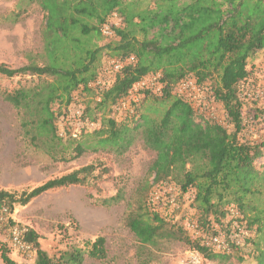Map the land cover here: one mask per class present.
<instances>
[{"label": "trees", "instance_id": "1", "mask_svg": "<svg viewBox=\"0 0 264 264\" xmlns=\"http://www.w3.org/2000/svg\"><path fill=\"white\" fill-rule=\"evenodd\" d=\"M35 4L44 13L42 63L30 60L11 68L0 63L6 78L28 76L1 98L17 112L25 142L54 161H70L86 151L100 149L122 155L140 139L155 156L148 167L151 184L171 182L179 203L193 191L192 207L202 232L228 231L233 223L228 208L239 213L237 220L250 232L233 252L246 250L256 264H264V135L258 140L238 136L241 126L240 87L249 59L264 51V0H21L20 15ZM116 13L121 24L112 27L113 40L99 45L101 27ZM103 51L109 58L134 61L115 74L108 88L98 91L99 100L88 103L81 118L96 120L101 127L77 137L59 136L57 120L67 114L75 94H93L88 83L96 79ZM148 74H158L160 93H146L132 115L121 121L105 117L110 105L124 99L133 84ZM193 79L208 85L212 100L222 106L224 121L206 115L174 91L177 83ZM56 106V107H55ZM149 110L157 112L151 117ZM232 130L229 131V127ZM109 168L89 163L52 177L18 195L0 191V202L26 205L41 194L72 185L93 184ZM94 181L90 182V181ZM145 181L136 201L127 202L124 225L134 234L139 248L159 242H182L205 256L209 249L202 237L191 239L173 216L151 207ZM124 200L119 188L100 200L109 207ZM168 207L165 202L164 210ZM34 264H83L85 259L104 260L105 238L97 236L82 246L69 244L49 254L40 247L38 235L28 229ZM145 251V252H144ZM147 255V256H148ZM139 264H147L148 257ZM4 264H23L1 251Z\"/></svg>", "mask_w": 264, "mask_h": 264}, {"label": "rangeland", "instance_id": "2", "mask_svg": "<svg viewBox=\"0 0 264 264\" xmlns=\"http://www.w3.org/2000/svg\"><path fill=\"white\" fill-rule=\"evenodd\" d=\"M21 0H0V63L11 68L26 65L30 60L42 63L40 54L43 50L44 13L35 4L27 6L25 12L19 13L18 4ZM113 40L111 36L102 35L99 45ZM103 51L96 70V79L90 83L93 94L80 90L75 94L67 113L74 110V105L85 109L88 103L93 106L98 98L99 88H108L115 77L111 70L109 58ZM248 75L240 87L241 126L238 136L243 139H256L264 135V51L252 56L247 65ZM158 74L144 76L147 88L138 89L131 97H138L139 105L146 93L157 94L159 86ZM28 76L6 78L0 75V91L11 90L23 83ZM196 86V85H195ZM199 88V89H198ZM177 91V86L174 88ZM187 95H192L190 103L202 106L206 115L223 122L225 115L222 106L212 100L208 85L193 90L191 86ZM94 99V100H92ZM129 99V98H128ZM120 102V101H119ZM56 107V106H55ZM73 112V111H72ZM151 117L157 112L149 110ZM96 120L88 122L84 130L91 135L101 125V111ZM127 112L116 105H110L105 111V117H114L116 121L125 119ZM57 126H58V122ZM63 125V123H62ZM79 123L71 118L67 127L71 131L78 130ZM80 128V127H79ZM232 130V126L229 127ZM82 132V131H81ZM84 133V132H83ZM67 137V136H66ZM155 154L146 149L141 140L137 139L128 151L116 155L111 151L100 149L96 152L86 151L80 157L70 161H54L48 155L27 144L22 138L19 127V117L16 110L0 96V191L18 195L22 191L41 184L49 178L70 172L89 163L101 164L109 168V172L93 184L72 185L45 192L32 199L26 205L14 204L16 221L33 230L38 235L40 247L49 254L57 249H63L69 244L82 246L84 241L93 240L97 236L105 238L107 256L104 260L85 259L83 264H139L149 251L139 248V242L134 234L124 225L123 218L127 212V202L137 199L139 188L152 176L147 171ZM93 182L94 181H90ZM119 188L124 191V200L105 207L100 200L113 195ZM175 186L171 183L151 184L147 192L151 207L164 215L173 216V221L182 225L184 219H196L198 213L192 207L193 191L182 195L176 208L168 206L164 210L168 195L176 197ZM161 197V200H160ZM230 218L229 215L226 216ZM190 249L182 242H164L150 246V261L147 264H183L186 253ZM6 251L8 256L18 263L34 264V257L24 258L13 251L0 237V253ZM210 264H256L252 255L246 250L233 252L209 251L205 256ZM0 264H4L0 258Z\"/></svg>", "mask_w": 264, "mask_h": 264}, {"label": "built area", "instance_id": "3", "mask_svg": "<svg viewBox=\"0 0 264 264\" xmlns=\"http://www.w3.org/2000/svg\"><path fill=\"white\" fill-rule=\"evenodd\" d=\"M120 24H121L120 17L116 13H113V15L109 18V22L102 25L101 27L102 35L107 37L111 36L112 27L119 26ZM133 61H134L133 56H128L124 59L112 58L109 61V65L111 70L116 74L122 69L124 65L131 63ZM91 82L88 83L89 87L91 86L90 85ZM158 85L159 86L157 87L156 91L160 92V84ZM176 86L178 91L177 93L179 95H181L184 99H187L188 101H192L191 97L193 96L187 95L188 89H190L192 86L193 90H196L198 85L195 83L193 79L189 78L177 83ZM145 88H147V84H146V80L143 77L141 80L133 84V86L128 92V95L124 99H121L120 102L116 104V108H121L122 110L126 111L127 112L126 116L132 115L134 113L133 105H136L139 99L138 97H131V95H134L133 92H137L138 89H145ZM100 90L101 88H99V91ZM194 98L195 97H193V99ZM99 99L100 96H98L97 100ZM131 104L133 105L131 106ZM73 105H74V110H72L73 112L70 110L69 114L67 113L65 116H61L57 120L58 122L57 132L59 136L64 137L69 135L71 137H77L83 131H85L84 128L87 127L88 125L89 121L81 118L83 109L78 105L77 106L75 104ZM195 108L204 111L203 105L197 106ZM71 118L77 119V122L79 123L78 130L71 131L69 127H67V123L71 120ZM165 202H167L168 206L172 207L173 209L177 207L176 198L171 194L166 197ZM228 215L230 216V218L233 219V223L228 231L218 230L217 226L214 225L215 232L213 233L209 232L205 234L204 232H202V229L199 228L197 220L192 217H188L184 219V221L182 222V226L191 239H196L201 236L202 241L209 249L213 251L227 253L233 247L232 245H234V247L240 246L250 236L249 230L243 224L239 223V221L237 220V218H239L240 215L235 207L231 206L228 208ZM27 231L28 229L20 225L14 218V209L10 210L8 205H6L3 202H0V237L3 238V240L8 244V246L13 251L20 253L25 259L26 258L30 259L32 258L31 256L32 249H31V245L25 239ZM183 264H210V263L208 262L205 255L202 252H200L196 248H190L186 253V257L183 261Z\"/></svg>", "mask_w": 264, "mask_h": 264}]
</instances>
